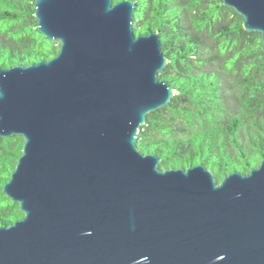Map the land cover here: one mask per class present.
Returning a JSON list of instances; mask_svg holds the SVG:
<instances>
[{
  "label": "water",
  "instance_id": "obj_1",
  "mask_svg": "<svg viewBox=\"0 0 264 264\" xmlns=\"http://www.w3.org/2000/svg\"><path fill=\"white\" fill-rule=\"evenodd\" d=\"M260 31L264 0H223ZM135 0H35L59 52L0 64V136L25 139L0 225V264H264V158L219 181L203 162L160 167L137 138L176 93L158 30Z\"/></svg>",
  "mask_w": 264,
  "mask_h": 264
},
{
  "label": "trees",
  "instance_id": "obj_2",
  "mask_svg": "<svg viewBox=\"0 0 264 264\" xmlns=\"http://www.w3.org/2000/svg\"><path fill=\"white\" fill-rule=\"evenodd\" d=\"M118 0H114L116 2ZM137 33L158 30L169 57L159 78L175 87L171 102L147 114L138 134L142 151L160 167L203 162L220 181L233 169L248 172L264 158V50L260 31L223 0H135ZM60 42L38 29L35 0H0V64L51 58ZM25 139L0 136V225L21 218L7 196Z\"/></svg>",
  "mask_w": 264,
  "mask_h": 264
}]
</instances>
